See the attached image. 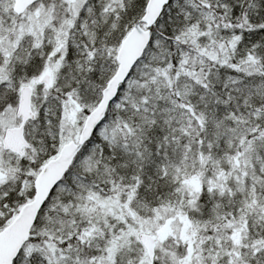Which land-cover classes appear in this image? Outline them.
Masks as SVG:
<instances>
[{
    "label": "snow or ice",
    "instance_id": "snow-or-ice-1",
    "mask_svg": "<svg viewBox=\"0 0 264 264\" xmlns=\"http://www.w3.org/2000/svg\"><path fill=\"white\" fill-rule=\"evenodd\" d=\"M0 264H264V0H0Z\"/></svg>",
    "mask_w": 264,
    "mask_h": 264
}]
</instances>
